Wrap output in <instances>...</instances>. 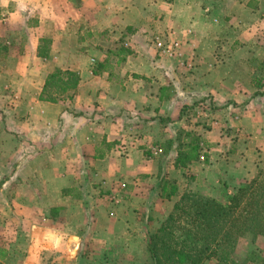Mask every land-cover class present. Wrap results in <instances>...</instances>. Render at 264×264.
Listing matches in <instances>:
<instances>
[{
	"label": "crops",
	"instance_id": "obj_1",
	"mask_svg": "<svg viewBox=\"0 0 264 264\" xmlns=\"http://www.w3.org/2000/svg\"><path fill=\"white\" fill-rule=\"evenodd\" d=\"M263 165L264 0H0V264H149Z\"/></svg>",
	"mask_w": 264,
	"mask_h": 264
},
{
	"label": "trees",
	"instance_id": "obj_2",
	"mask_svg": "<svg viewBox=\"0 0 264 264\" xmlns=\"http://www.w3.org/2000/svg\"><path fill=\"white\" fill-rule=\"evenodd\" d=\"M47 80L44 92L52 86L62 92L73 88L78 78L74 72L56 71ZM174 193L176 188L170 184L168 195ZM247 232L264 236V167L251 180L235 186L225 203L194 192L180 195L148 235L149 264H206L211 260L240 264L233 255Z\"/></svg>",
	"mask_w": 264,
	"mask_h": 264
},
{
	"label": "rangeland",
	"instance_id": "obj_3",
	"mask_svg": "<svg viewBox=\"0 0 264 264\" xmlns=\"http://www.w3.org/2000/svg\"><path fill=\"white\" fill-rule=\"evenodd\" d=\"M193 111L194 110H192V112ZM201 116L203 115H199L200 118H202ZM196 118L197 117H192L190 119L200 120ZM198 145L200 146V148L204 146L201 141H199ZM263 167L264 165L261 168ZM168 184L170 188V183ZM252 251H254L253 254H251ZM233 256L235 260L240 264H262V261L264 259V236L253 237L252 233L250 232L245 233L244 236L238 240ZM206 264H217V263L214 260H211L208 261Z\"/></svg>",
	"mask_w": 264,
	"mask_h": 264
},
{
	"label": "built area",
	"instance_id": "obj_4",
	"mask_svg": "<svg viewBox=\"0 0 264 264\" xmlns=\"http://www.w3.org/2000/svg\"><path fill=\"white\" fill-rule=\"evenodd\" d=\"M156 45L158 46V47H161V43L160 42H158V40L156 39Z\"/></svg>",
	"mask_w": 264,
	"mask_h": 264
}]
</instances>
